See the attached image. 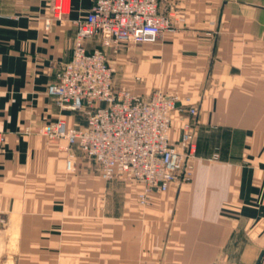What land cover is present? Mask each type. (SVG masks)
Returning a JSON list of instances; mask_svg holds the SVG:
<instances>
[{
    "label": "crops",
    "instance_id": "crops-1",
    "mask_svg": "<svg viewBox=\"0 0 264 264\" xmlns=\"http://www.w3.org/2000/svg\"><path fill=\"white\" fill-rule=\"evenodd\" d=\"M0 0V264H256L264 252V0H160L176 30L108 53L117 87L160 88L199 109L192 177L155 191L105 180L42 127L65 115L46 92L95 0ZM89 51L100 39L86 41ZM173 115L171 138L180 136ZM76 166L68 170L69 153ZM217 156V157H215ZM260 264H264V255Z\"/></svg>",
    "mask_w": 264,
    "mask_h": 264
},
{
    "label": "built area",
    "instance_id": "built-area-1",
    "mask_svg": "<svg viewBox=\"0 0 264 264\" xmlns=\"http://www.w3.org/2000/svg\"><path fill=\"white\" fill-rule=\"evenodd\" d=\"M52 18L62 21L70 11L68 0H52ZM160 0H95L90 12L77 19L72 58L57 70L47 86L61 111L84 115L85 123L70 126L65 115L45 124L41 134L65 139L94 160L105 180L120 177L139 184L137 197L143 206L155 191H167L192 177L197 157L199 109L179 94L157 88L143 96L116 83V68L109 54L127 44L157 42L175 31L169 13L159 10ZM98 37L100 47L89 51L86 41ZM181 122L180 136L171 138L173 115ZM6 134L0 128V147ZM217 157V156H215ZM69 153L66 167L75 169Z\"/></svg>",
    "mask_w": 264,
    "mask_h": 264
},
{
    "label": "water",
    "instance_id": "water-1",
    "mask_svg": "<svg viewBox=\"0 0 264 264\" xmlns=\"http://www.w3.org/2000/svg\"><path fill=\"white\" fill-rule=\"evenodd\" d=\"M263 255H264V252H262V253L260 254V256H259L258 261H257L256 264H260V263H261V260H262V258H263Z\"/></svg>",
    "mask_w": 264,
    "mask_h": 264
}]
</instances>
